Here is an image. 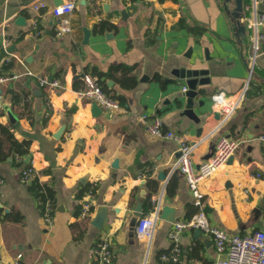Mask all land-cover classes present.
Masks as SVG:
<instances>
[{
    "label": "crops",
    "instance_id": "obj_1",
    "mask_svg": "<svg viewBox=\"0 0 264 264\" xmlns=\"http://www.w3.org/2000/svg\"><path fill=\"white\" fill-rule=\"evenodd\" d=\"M37 1L0 0V74L10 76L0 83V123L18 141H29L25 154L0 158V264H92L100 235L111 242L110 264H213L212 239L195 228L181 234L179 261L159 256L171 249L172 222L190 217L196 206L173 166L178 143L146 130L154 116L192 145L195 167L220 135L238 138L232 159L199 181L203 208L229 232L264 226V146L257 138L264 134V39L254 50L246 26L248 18L264 22V0H242L243 30L232 14L236 0H75L71 31L62 36L54 34L51 14L31 8ZM32 16L39 17L40 34L31 29ZM180 18L188 26H179ZM101 20L114 26L94 32ZM257 29L264 32V25ZM118 64L133 66L132 86L112 69ZM181 67L208 70V83L197 84L203 91L193 97L194 118L184 112L186 84L172 74ZM83 72L105 73L101 81L120 106L104 110L79 98ZM36 75L60 85H41ZM245 83L234 110L220 112L212 94L232 100ZM0 139L7 151L8 141ZM28 164L39 182L53 185L50 224L32 180L20 179ZM86 198L90 209L83 214ZM138 203L141 215L157 208L150 238L137 237L131 225ZM164 205L170 210L162 218Z\"/></svg>",
    "mask_w": 264,
    "mask_h": 264
},
{
    "label": "built area",
    "instance_id": "obj_2",
    "mask_svg": "<svg viewBox=\"0 0 264 264\" xmlns=\"http://www.w3.org/2000/svg\"><path fill=\"white\" fill-rule=\"evenodd\" d=\"M257 0H253L255 5ZM75 6V0H65L58 4L47 5L43 0H39L31 4V8L35 10L39 16L40 10H44L53 17V29L56 36L68 34L71 31L70 13ZM31 17V29L35 34H40L42 29L39 27V17ZM264 25L261 18H248L246 22L247 28L251 30L250 40L254 50L258 49V39H264V32L258 31V26ZM9 40H4V45ZM3 46V45H2ZM252 67H250L251 70ZM251 72V71H250ZM26 74L34 75L31 71L26 70ZM10 76L0 74V83L8 80ZM83 87L76 91L77 96L86 99L91 103H95L101 109L112 110L117 109L120 103L108 95L98 82V78L89 73H82ZM36 79L41 85L48 87L59 86L57 79L50 78L46 75H36ZM247 83L244 84L241 91L232 100H225L220 92L212 94L214 102H218L219 110L224 115H229L241 101ZM183 90L186 89L184 86ZM148 133L165 138H173L178 143V156L173 166L182 174L186 183L191 190L193 196V204L196 210L190 217L184 219H175L169 230V239L172 243L171 250L168 253H162L160 257L165 261L177 262L182 252L180 246V237L186 228H199L201 232L208 234L214 245L213 264H264V226L253 229L250 232L238 233L229 232L227 229L213 224L203 208V193L198 187L200 180L208 177L226 163L230 155L234 154L238 149L240 140L236 137L228 135H220L214 142L212 153L203 159L197 167L194 166L192 160V145L187 143L182 137L176 133L164 129L162 121L159 117L154 116L146 124ZM258 140L264 146V134L259 135ZM37 172L28 164L20 172V179L23 181L36 178ZM140 177V175H139ZM0 182L2 179L0 178ZM87 197L91 196V191L86 193ZM42 215L47 224H50L53 218L54 205L49 198H45L42 202ZM90 209V200L86 198L81 203V211L86 214ZM157 208L155 211L143 214L136 220L134 231L139 238H150L155 227ZM262 221L264 223V210L262 211ZM112 259V246L106 235H100L92 248V264H110Z\"/></svg>",
    "mask_w": 264,
    "mask_h": 264
},
{
    "label": "trees",
    "instance_id": "obj_3",
    "mask_svg": "<svg viewBox=\"0 0 264 264\" xmlns=\"http://www.w3.org/2000/svg\"><path fill=\"white\" fill-rule=\"evenodd\" d=\"M178 25L182 26V27L188 26L185 23L184 18H180V20L178 21ZM113 26L114 25L112 23H110L109 21L101 20L97 24L94 25L93 31L94 32H100V31L104 30L105 28H111ZM189 28L194 29V27H189ZM132 68H133L132 65L118 64V65L114 66L112 69H114V70L120 69L121 72H123L124 78L122 79V84H124L125 86L129 87V86H132L135 83L134 75H132V76L129 75V72L132 70ZM93 74H95V76L98 78V82L100 83L102 88L108 93V95L110 97L118 100L119 97L109 93V91L107 89H105V86H104V84L101 81V77L105 73L96 72V73H93ZM126 75H128V76H126ZM0 135H2L4 137V139L8 141V149H7V151H3L1 149V139H0V158L4 159L8 154H11V153H15L17 155H23V154H25L28 151L29 141H27V140L18 141L13 136L12 132H10L9 128L6 125H3L1 123H0ZM150 182L151 181H148L149 184H150ZM29 187L31 188L33 194L39 200V202H42L45 198H49L51 200L52 204L54 205V202H55V200H54V188H53V185L51 183H49V182H39L37 180V178H34L30 182ZM84 189H85V187L82 188L77 193V195L79 197L83 194V190ZM40 206H41V208H43L42 207V203H40ZM79 209H81L80 206H79ZM194 210L195 209H193V212H194ZM170 250L169 251L168 250L167 251L166 250L162 251L159 254V256L162 253L170 252Z\"/></svg>",
    "mask_w": 264,
    "mask_h": 264
},
{
    "label": "water",
    "instance_id": "obj_4",
    "mask_svg": "<svg viewBox=\"0 0 264 264\" xmlns=\"http://www.w3.org/2000/svg\"><path fill=\"white\" fill-rule=\"evenodd\" d=\"M224 9L226 12H228V9L226 6H224ZM232 14L234 15L235 21L237 23V25L240 26V28L243 30L244 26L243 23L240 22V18L242 16V0H236V8L235 10L232 12ZM208 73V70L205 68H178V69H174L172 71V74L175 77H178L180 79H183L185 84H186V89L183 91V95L186 98V105H185V109L184 112L189 115L190 117L194 118L195 114L192 111V105H193V97L198 95L199 93H201L203 91L202 87H197V84H199L200 86L205 85L208 83L209 78L208 77H204V75H206ZM94 107H98L100 108L98 105H96L95 103H93ZM214 146H211V150L209 151V153L207 154L206 157H208L212 151H213ZM233 155H230L229 160L232 159ZM158 177L163 179L164 178V174L162 172H160L158 174ZM170 210V208L167 205L162 206L161 208V213H160V217L165 218L167 212ZM204 210L208 211V207L204 206ZM134 215L135 216H141V203H138L137 206L134 209ZM136 222V218L134 217L131 220V225H135ZM195 230L198 233H201V230L199 228H195Z\"/></svg>",
    "mask_w": 264,
    "mask_h": 264
}]
</instances>
